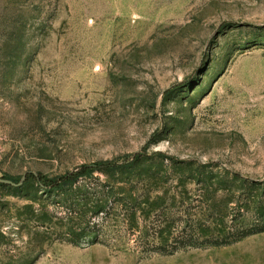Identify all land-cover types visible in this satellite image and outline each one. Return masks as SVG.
<instances>
[{
  "label": "rangeland",
  "instance_id": "rangeland-1",
  "mask_svg": "<svg viewBox=\"0 0 264 264\" xmlns=\"http://www.w3.org/2000/svg\"><path fill=\"white\" fill-rule=\"evenodd\" d=\"M136 152L240 173L260 186L238 193L245 222L264 217V0H0V178ZM47 196L0 186V264H264V233L149 258L77 246Z\"/></svg>",
  "mask_w": 264,
  "mask_h": 264
},
{
  "label": "trees",
  "instance_id": "trees-1",
  "mask_svg": "<svg viewBox=\"0 0 264 264\" xmlns=\"http://www.w3.org/2000/svg\"><path fill=\"white\" fill-rule=\"evenodd\" d=\"M32 180L58 208L42 219L59 220L65 239L77 246L103 244L149 258L226 247L264 233V217L245 222L253 200L238 194L244 187L258 192V183L161 152L84 163L54 177L29 174L25 184Z\"/></svg>",
  "mask_w": 264,
  "mask_h": 264
},
{
  "label": "water",
  "instance_id": "water-1",
  "mask_svg": "<svg viewBox=\"0 0 264 264\" xmlns=\"http://www.w3.org/2000/svg\"><path fill=\"white\" fill-rule=\"evenodd\" d=\"M26 178H27V174L25 176H23V178L21 179V181L19 183H15V182H13L12 180H9V179L0 178V183H5V184H11V185H14V186H18V185H22L25 182Z\"/></svg>",
  "mask_w": 264,
  "mask_h": 264
},
{
  "label": "crops",
  "instance_id": "crops-1",
  "mask_svg": "<svg viewBox=\"0 0 264 264\" xmlns=\"http://www.w3.org/2000/svg\"><path fill=\"white\" fill-rule=\"evenodd\" d=\"M260 234H261V233H260ZM240 243H242V241H241V242H238V243H236V244L230 245V246L238 245V244H240ZM226 247H229V246H226ZM226 247H221V248H223V250H224ZM234 259H237V258H234Z\"/></svg>",
  "mask_w": 264,
  "mask_h": 264
}]
</instances>
